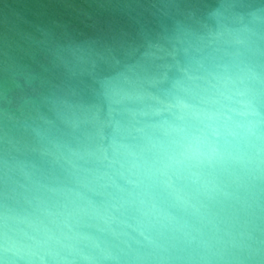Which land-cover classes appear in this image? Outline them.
Returning <instances> with one entry per match:
<instances>
[{"label": "water", "instance_id": "95a60500", "mask_svg": "<svg viewBox=\"0 0 264 264\" xmlns=\"http://www.w3.org/2000/svg\"><path fill=\"white\" fill-rule=\"evenodd\" d=\"M0 264H264V0H0Z\"/></svg>", "mask_w": 264, "mask_h": 264}, {"label": "clouds", "instance_id": "9594fccd", "mask_svg": "<svg viewBox=\"0 0 264 264\" xmlns=\"http://www.w3.org/2000/svg\"><path fill=\"white\" fill-rule=\"evenodd\" d=\"M197 11L202 17H207L215 23L211 24L204 20L199 23L198 27L183 28L185 45L197 52L214 53L219 51L224 44L222 26L219 20L221 14L218 11L213 12L207 9H198ZM185 14L189 19L195 15L192 11ZM204 136L205 129L203 127L190 124L184 135L185 147L190 151H202L206 147Z\"/></svg>", "mask_w": 264, "mask_h": 264}]
</instances>
